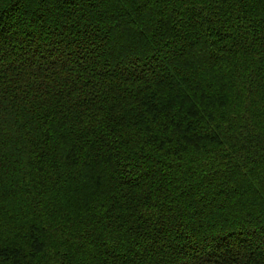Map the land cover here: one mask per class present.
Masks as SVG:
<instances>
[{
	"label": "trees",
	"instance_id": "1",
	"mask_svg": "<svg viewBox=\"0 0 264 264\" xmlns=\"http://www.w3.org/2000/svg\"><path fill=\"white\" fill-rule=\"evenodd\" d=\"M0 264H264V0H0Z\"/></svg>",
	"mask_w": 264,
	"mask_h": 264
}]
</instances>
